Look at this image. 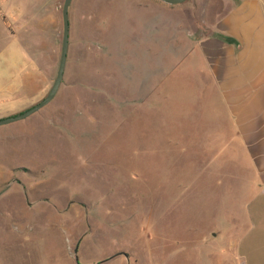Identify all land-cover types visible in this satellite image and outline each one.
<instances>
[{
	"label": "rangeland",
	"instance_id": "rangeland-1",
	"mask_svg": "<svg viewBox=\"0 0 264 264\" xmlns=\"http://www.w3.org/2000/svg\"><path fill=\"white\" fill-rule=\"evenodd\" d=\"M188 4L72 0L61 85L26 120L35 143L0 135V264H242L221 231L240 168L199 140L212 124L181 61ZM61 23L57 42L44 27L43 97Z\"/></svg>",
	"mask_w": 264,
	"mask_h": 264
},
{
	"label": "crops",
	"instance_id": "crops-1",
	"mask_svg": "<svg viewBox=\"0 0 264 264\" xmlns=\"http://www.w3.org/2000/svg\"><path fill=\"white\" fill-rule=\"evenodd\" d=\"M61 2L0 0V119L42 99L44 27L51 28L48 39L57 42ZM189 3L181 9L179 38L190 44L181 61L189 58L187 73L198 75L196 92L202 94L195 102L201 101L198 109L212 124L204 137L197 135L211 141L213 154L228 155V164L240 168L227 227L217 229L225 230L228 249L242 264H264V0ZM70 16L69 6V26ZM12 106L18 110H8ZM28 118L1 126L0 135L33 133L34 144L36 131L26 125Z\"/></svg>",
	"mask_w": 264,
	"mask_h": 264
},
{
	"label": "water",
	"instance_id": "water-1",
	"mask_svg": "<svg viewBox=\"0 0 264 264\" xmlns=\"http://www.w3.org/2000/svg\"><path fill=\"white\" fill-rule=\"evenodd\" d=\"M72 0H63L62 6H61V22H62V31H61V47H60V54H59V60H58V66L55 78L52 82V85L47 92V94L37 103H35L33 106L27 108L26 110L22 111L21 113H18L13 116L5 117L0 119V127L9 125L11 123H15L21 120H24L31 115L35 114L42 108H44L56 95L62 79L63 74L65 70V64L67 59V53L69 48V6L71 4ZM167 4H179L184 2L185 0H159ZM3 191L0 192V194Z\"/></svg>",
	"mask_w": 264,
	"mask_h": 264
}]
</instances>
